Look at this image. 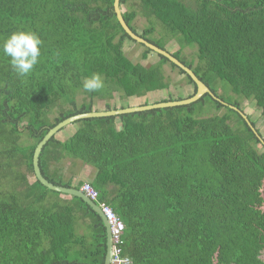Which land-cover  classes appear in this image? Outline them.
<instances>
[{
    "label": "trees",
    "instance_id": "1",
    "mask_svg": "<svg viewBox=\"0 0 264 264\" xmlns=\"http://www.w3.org/2000/svg\"><path fill=\"white\" fill-rule=\"evenodd\" d=\"M138 1L163 35L153 38L152 22L139 34L135 10L123 13L129 28L160 49L176 40L181 49L173 56L217 99L207 94L190 105L81 120L71 137L60 139L63 129L45 146L42 174L80 190L84 182L67 178L64 162L93 167L90 183L125 223L123 254L134 264H264L261 134L230 107L242 110L239 98L252 101L264 117V0ZM114 2L0 0V46L17 31L42 41L39 62L24 77L0 50V264H105L102 217L82 198L31 182L37 145L61 122L95 111L97 99L167 91L165 65L187 76L190 97L197 91L161 55L150 66L126 56L125 42L139 43L122 28ZM191 45L196 65L182 57ZM141 46L147 60L153 52ZM93 73L104 88L85 92L82 82ZM220 82L239 97L220 95ZM207 107L218 113L203 116ZM107 110L117 109L107 103Z\"/></svg>",
    "mask_w": 264,
    "mask_h": 264
},
{
    "label": "rangeland",
    "instance_id": "2",
    "mask_svg": "<svg viewBox=\"0 0 264 264\" xmlns=\"http://www.w3.org/2000/svg\"><path fill=\"white\" fill-rule=\"evenodd\" d=\"M191 0H185L186 3H189ZM122 13H126L130 10H135L139 13L138 18L134 22V25L137 29V32L139 34H143L144 31L151 27V22L154 23V27L156 28V33L153 36L155 39H160L163 35V29L161 25L154 20L153 18L147 19L144 16V13L142 12L140 8V2L138 0H127V2L121 6ZM166 49L174 54L177 53L181 46L176 40H168L166 43ZM124 51L126 56L134 63L136 64H143L145 66H150L155 63H158L160 61V58L158 54L156 53H150L147 60H143V54L145 52L144 47H142L140 44H136L131 40H127L124 44ZM197 46L191 45V46H185L184 49H182V57L189 63L193 62L195 65L197 64ZM164 72L166 75L167 80L170 82V88L167 91L163 92H155L151 93L147 97L144 98H121L119 94H115V99L110 101L100 100L97 99L94 104V110L96 112H106L107 110V103L111 104L113 108L120 109L125 107H136V106H142L146 102H149V104H155L165 99H187L194 93V87L188 83L187 76L181 74L178 69H172L170 64L164 66ZM219 84V94L227 97H231L234 99H231L234 101L237 97L232 93V89L230 85H228L225 82H220ZM79 103H82L83 99L82 96H79L78 98ZM238 101L241 103L242 110L246 115H248L256 124V128L259 130L262 139L264 140V117L261 114V111L258 109L256 104L252 101H247L244 99L239 98ZM218 112L216 110H213L211 107H207L205 109V113L203 116H212L217 114ZM225 113L224 110H222L219 114ZM118 127H120V122H118ZM78 125L73 124L68 127H66L59 135L58 137L60 139L66 140L69 137H71L75 131L77 130ZM256 148L264 153V144H258ZM65 173L66 177L70 178L71 176H75L76 180H80L83 182H90V180H93L95 177V169L88 165H83L81 162H75V164H72L70 159H67L65 162ZM87 168H90L91 170L88 172L86 171ZM31 182L35 181V176L30 177Z\"/></svg>",
    "mask_w": 264,
    "mask_h": 264
},
{
    "label": "water",
    "instance_id": "3",
    "mask_svg": "<svg viewBox=\"0 0 264 264\" xmlns=\"http://www.w3.org/2000/svg\"><path fill=\"white\" fill-rule=\"evenodd\" d=\"M114 9L117 16V19L119 23L121 24L122 28L125 30V32L128 34V36L136 41L137 43L144 45L146 48L150 49L152 52L161 55L165 58H167L171 63L175 64L178 68L183 70L196 84L197 91L196 93L187 99L180 100V101H171L166 103H157L152 105H146V106H136V107H128L124 109H117V110H110L106 112H96L93 111L91 113L86 114H80L74 117H71L60 124H58L56 127L51 129L47 135L43 138V140L37 145L34 156H33V169H34V175L35 180H38L42 185H44L46 188H48L51 191L60 193L64 196L68 197H79L82 198L97 214H99L102 219L104 220L106 227L108 229V243H107V254H106V261L105 264H112V238L110 233L109 224L102 213L101 209L98 207V205L90 200L84 193L81 192V190L75 189V188H66L62 186H57L55 184H52L49 182L42 174L41 168H40V155L45 148V146L49 143L51 139H53L56 135L60 133L63 129L66 127L76 124L77 122L85 119H91V118H103V117H119L124 114H130V113H136V112H144V111H151L156 109H166V108H174L178 106H185L190 105L193 103L198 102L200 99H202L205 95L209 94L215 99V95L213 92L196 76V74L187 67L184 63H182L180 60L175 58L172 53H170L167 49H160L156 45L146 41L143 39L139 34L134 33L127 23L125 22L123 18V13L121 10V0H115L114 2ZM224 103V102H222ZM226 104V103H224ZM232 109L236 110L240 115L249 123V125L256 131V128L252 126L250 120L248 119V115L244 113V111L230 106ZM260 135V134H259ZM262 144H264V140L262 139V136H260Z\"/></svg>",
    "mask_w": 264,
    "mask_h": 264
},
{
    "label": "clouds",
    "instance_id": "4",
    "mask_svg": "<svg viewBox=\"0 0 264 264\" xmlns=\"http://www.w3.org/2000/svg\"><path fill=\"white\" fill-rule=\"evenodd\" d=\"M42 41L38 35L29 31H17L7 37L0 50L10 58V64L21 76L29 75L39 62ZM82 88L85 92L94 93L104 88L101 75L93 73L84 78Z\"/></svg>",
    "mask_w": 264,
    "mask_h": 264
},
{
    "label": "built area",
    "instance_id": "5",
    "mask_svg": "<svg viewBox=\"0 0 264 264\" xmlns=\"http://www.w3.org/2000/svg\"><path fill=\"white\" fill-rule=\"evenodd\" d=\"M80 190L98 205L109 224L112 238V264H134L130 257L123 254L125 245L124 233L126 229L123 220L109 204L99 202V191L90 182H85Z\"/></svg>",
    "mask_w": 264,
    "mask_h": 264
},
{
    "label": "crops",
    "instance_id": "6",
    "mask_svg": "<svg viewBox=\"0 0 264 264\" xmlns=\"http://www.w3.org/2000/svg\"><path fill=\"white\" fill-rule=\"evenodd\" d=\"M65 164V163H64ZM65 166V165H64ZM65 168V167H64ZM84 168H86V171H90L91 169L90 168H87L86 166H84ZM66 170V169H65ZM92 180H90V182H91ZM85 183V182H84Z\"/></svg>",
    "mask_w": 264,
    "mask_h": 264
}]
</instances>
